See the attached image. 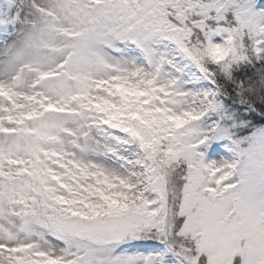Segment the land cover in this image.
Segmentation results:
<instances>
[{
	"label": "snow or ice",
	"instance_id": "1",
	"mask_svg": "<svg viewBox=\"0 0 264 264\" xmlns=\"http://www.w3.org/2000/svg\"><path fill=\"white\" fill-rule=\"evenodd\" d=\"M0 264H264V0H0Z\"/></svg>",
	"mask_w": 264,
	"mask_h": 264
}]
</instances>
